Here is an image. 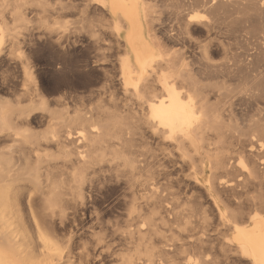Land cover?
Segmentation results:
<instances>
[{
  "label": "bare ground",
  "instance_id": "6f19581e",
  "mask_svg": "<svg viewBox=\"0 0 264 264\" xmlns=\"http://www.w3.org/2000/svg\"><path fill=\"white\" fill-rule=\"evenodd\" d=\"M172 1L175 20L158 32L152 0H83L73 28L60 20L73 0H0V56L7 42L5 56L22 59L21 29L37 22L61 46L80 33L93 62L117 71L98 87L91 58L60 64L74 74L56 78V107L39 82L2 75L14 98L0 95V264H68L57 239L70 242L120 183V264H264V0ZM33 8L45 15L30 19ZM196 33L207 37L198 65L183 49ZM78 88L96 104H80ZM236 100L251 107L240 123Z\"/></svg>",
  "mask_w": 264,
  "mask_h": 264
},
{
  "label": "rangeland",
  "instance_id": "374dc122",
  "mask_svg": "<svg viewBox=\"0 0 264 264\" xmlns=\"http://www.w3.org/2000/svg\"><path fill=\"white\" fill-rule=\"evenodd\" d=\"M73 1L76 4V8L63 13V16L60 19L63 23H68L71 28L76 26L78 24V20L83 17L81 16L83 0ZM152 1V4L155 5V12H153V15L157 18V20L154 21V27L159 32L163 27L168 26L174 22V3L172 0ZM48 11L46 13H48ZM26 12L30 19H35L37 14L38 16L45 15V12L40 11V9L38 8H33V12H31L30 10H27ZM198 12L200 13V15L204 16V14L201 13V10H199ZM51 14L53 13L51 12ZM102 14L103 11L100 8L95 9V7L92 6L88 10L86 16L89 20H93L96 22L102 18ZM52 17L54 18V16L52 15L51 18L49 16V19L53 20ZM248 25H252V23H249ZM71 28L68 30L66 36L62 37V41L64 42L63 46L59 45L56 41V33H50L43 27L40 28L37 22H31L26 28L21 29L22 33L20 35V52H22V59L17 56H13L11 59L7 58L5 56V52L8 43L5 42L3 44V47L5 49L0 56V83L1 79L5 75L9 76L11 80H14V83H16L17 85L21 84L25 79L29 77L32 82H39L38 84L44 87L45 97L50 100V103L52 102L54 104L55 102L56 104V98L59 95V93L53 91L56 78L61 75L73 77L74 74L73 72L69 71L68 68H65L60 64L69 62L70 59L84 60V57L91 58V56L93 57L97 53V50L96 52L94 50L93 53L95 54H93V49L89 48V45L87 43L88 41L83 40L85 38H82L80 33H73ZM228 35L227 32H224L218 33L215 36L217 39L220 38L221 40L229 42L230 35ZM200 36L202 37L200 38ZM261 36H264V33H262ZM206 40V35L196 33L192 39L186 40L187 42H184V44H188L187 46L185 45V48L183 49L186 51L187 56H189V60H192V62L195 61L196 65H198V63L200 64V57L198 56H200V48L202 44L206 42ZM109 52L114 55V58L116 51L113 49ZM89 58H87V60H89ZM90 60L88 69L91 70V78L98 87L105 85L107 78L115 79L117 71L116 69H114L115 67L113 66V63L110 62V59H105L100 63H94V60H92V58ZM221 61H223L222 54L218 55V57L216 56L214 63H220ZM65 64L68 66V63ZM25 65L27 66L26 70L29 73L28 76L25 75ZM82 65H84V63ZM84 69L85 68H83L82 70ZM86 70L87 69H85V71ZM202 78L205 79L207 78V76L202 75ZM233 78L236 79L237 77L231 76L232 83L234 82ZM215 80H220V78L216 79L215 77L213 81ZM208 81L209 80L207 79L204 80L205 83ZM116 86L117 88H119L117 83ZM78 91V93L76 94L80 95L81 98L83 97L81 99L80 96H78V98H80L79 102L84 99V101H82L80 104L85 103L86 105H88L89 102L91 104H96V100H89V97H86L88 96L87 94H89L88 92L87 94H85L84 91L86 90H84L83 88H78ZM82 93L84 95H82ZM0 95L12 99L14 98L13 96L6 95L3 92H0ZM237 101L238 100H236L235 102ZM56 106L57 105H55L54 107ZM235 109L236 119L239 123L243 121L244 118H247L251 113V107L244 103H242L241 105L239 101L235 103ZM240 118H242L241 121ZM36 124L35 125L37 131H43L48 126V123L47 121H45V119L43 122H40L38 119ZM166 168L167 170L175 173V169H177L176 163L168 161L166 162ZM107 192V196H105L104 199H99L97 211L92 206H88L85 210V214L81 215L79 217L80 219L78 218V221L80 223L79 231L75 233L72 239H70V242H67V234L65 233H62L59 239H57L59 241L60 248L62 249L61 253L63 256H65V259H63V261H68V264H120V259L123 252L125 251L126 246L122 233L116 228L117 226H120L119 224L123 225L126 221L125 213H127L128 196L126 197L125 195L128 194L129 191L125 184L120 183L117 186L110 187L109 190L107 189ZM196 192L203 193L201 189H197ZM206 200L207 199L204 193L203 201L206 202ZM207 203H209V201ZM113 225L116 228H114ZM67 257L71 259L68 260Z\"/></svg>",
  "mask_w": 264,
  "mask_h": 264
}]
</instances>
